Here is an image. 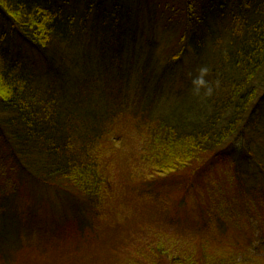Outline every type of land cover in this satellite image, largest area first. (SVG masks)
<instances>
[{"label": "trees", "instance_id": "obj_1", "mask_svg": "<svg viewBox=\"0 0 264 264\" xmlns=\"http://www.w3.org/2000/svg\"><path fill=\"white\" fill-rule=\"evenodd\" d=\"M85 1L83 20V17L74 16L71 12L64 16L52 6L51 0H0L1 235L6 231V225H3L11 211L4 205L6 197L32 199L36 196L33 192L40 188L34 185L39 184L52 190L78 219L81 217L80 210L70 206L66 197H69L70 189L82 195L92 220L88 221L89 224L78 222L79 232L81 236L88 234V246L101 241V232L106 233L108 221H100L115 212L117 206L115 182L119 156L112 157L108 164V155L113 156V152L120 148L119 144H125L128 135L137 138L138 133L147 135L141 140L142 152L138 156V170L135 171V168L134 173L144 176L142 187L148 192V182L162 181L175 175L181 178L201 177L215 164L235 165V158L226 152L227 144L253 125L264 102V19L243 29L237 26L233 17L234 24L230 23L234 28L231 46L219 45L222 49L219 48L213 58L208 47L212 68L208 70L205 86L203 104L206 107L199 112L197 122H187L192 130H188L186 125L176 127L163 119L143 118L135 124L127 123L129 107L124 101L125 96L132 93L129 79L134 68L132 64L122 67L121 61L126 52L129 55L131 48L134 56L140 54L143 48L138 45V37H132L124 29L129 12L120 5L129 0ZM214 1L202 0L211 5ZM107 4L114 14L104 12ZM128 5L131 3L128 2ZM198 6V0H186L180 19L172 27L183 20L187 27L201 24L204 13L200 17L197 15ZM223 9L219 11L223 13ZM89 18L92 19L90 24ZM148 18L153 17L148 15ZM213 21L209 20L199 28L196 38L198 51L205 48L199 40L204 35L202 28L209 29L214 35L215 28L209 27L210 23L217 28L220 25L219 18ZM76 36L87 37L95 43L91 47L101 52V65L95 66L89 59L80 62L75 57ZM143 37L146 38V35ZM148 40H145L148 45L143 51L154 54L157 49L154 42ZM8 41H20L39 58V62L37 59L14 57V52L6 46ZM186 42V34L183 33L167 50L163 72L166 74L161 79L183 62ZM80 45L83 47L82 41L77 46ZM108 48L114 52L110 60L104 55ZM198 51L195 54L198 55ZM146 66L143 65L139 71L141 83L150 85L151 82L142 77L148 75ZM110 73L111 90L108 89ZM159 79L160 75L156 78L157 84ZM162 87H158L159 95H162ZM206 108L210 112L208 115L207 111L204 112ZM123 126L137 131L134 134L124 132L121 130ZM240 155L246 156L264 177V158L254 157L245 151H241ZM240 155L238 153V157ZM190 221L189 231L196 237H202L200 249L193 250V247L174 241L170 236H160L156 240L142 241L146 250H135L134 245L131 246L133 249L131 251L130 247L127 250L128 259L122 264H246L239 262L238 258L245 255L251 257V249L221 245L217 240L209 239L207 227L193 224V217ZM3 240L0 239V243ZM83 247L85 245L72 249L70 258L76 264H96L94 255H81ZM106 250L104 259L108 264L110 255L108 248ZM46 253L50 254L48 250ZM110 259L111 264L122 262V257L115 255ZM19 261L16 258L13 262L20 264ZM250 264H264V258L255 257Z\"/></svg>", "mask_w": 264, "mask_h": 264}, {"label": "rangeland", "instance_id": "obj_2", "mask_svg": "<svg viewBox=\"0 0 264 264\" xmlns=\"http://www.w3.org/2000/svg\"><path fill=\"white\" fill-rule=\"evenodd\" d=\"M128 2L131 3L130 6ZM185 3L186 0H129L120 5L129 12L124 21V29L132 37H138V45L143 47L139 51L141 55H132L134 50L131 48L129 55L127 52L123 53L125 56L121 61L122 67L125 65L127 68L132 64L134 68L129 79L132 93L128 94V97L125 96L124 101L129 107L126 112L127 123L135 124L134 122L143 118L163 119L176 127L186 125L188 130H192L187 122H197L199 112L206 107L203 104L205 87L196 91L193 81L199 77L201 68H212L209 48L213 58L219 48L231 46L233 17L237 26L240 25L243 29L261 18L264 19V0H215L212 5L198 0L197 15L200 17L204 13V21L199 25L187 27L183 20L173 28L172 25L180 19ZM51 4L64 16L71 12L74 16L85 19V0H51ZM213 5L216 9L210 8ZM105 8L104 12L114 14L108 4ZM221 8H224L223 13L219 11ZM148 15L157 22L153 18L149 19ZM216 18H219L218 28L213 23H210L209 27H214L217 35L203 27L204 35L199 40L205 48L198 51L196 38L200 32L199 28L209 23V20L214 22ZM194 20L196 21L195 17ZM90 22L92 23L91 18L88 24ZM145 32L148 35L144 34ZM183 33L187 38L183 62L174 72L161 79L166 74L163 73L166 52ZM148 38L154 42L157 49L154 54H150L148 50L143 51L148 45L145 43ZM74 39L77 41L75 57L80 62L89 59L95 66L102 64L101 52L91 47L95 45L91 39L89 41L87 37L81 36ZM80 41L86 46H77ZM6 46L14 52L13 56L16 58L37 59L39 62V58L20 41H8ZM196 51L198 55L195 54ZM104 55L110 60L114 52L108 48ZM143 65H147L148 75L142 77L151 82L150 85L141 83L139 71ZM40 67L44 68L41 64ZM208 73L209 71L204 77L205 81ZM159 75L157 84L156 78ZM108 77V89L111 90V73ZM159 86H163L160 90L162 95L157 92ZM206 111L208 115L210 112L207 108L204 112ZM121 130L130 134L137 131L125 126ZM137 136L138 138L129 135L126 139L124 137L125 144H119L118 151L115 150L113 156L109 154V159L106 158L109 164L112 157L119 156L115 182L117 206L115 212L100 221H108L106 233L101 232V241L92 242L91 246H88V234L81 236L79 232L78 222L89 224L88 221L92 220V214L82 195L69 188V197H66L70 206L80 210L81 217L78 219L52 190L35 184L34 187L40 188L33 192L36 194L34 198L10 196L4 200V205L11 211L6 215L3 225H6V231L4 235L0 234V239H4L0 243V264L1 261L13 264L16 258L20 260V264H76L69 253L77 246L83 245L85 247L81 248V255H94L96 264H106L104 253L107 248L108 255L111 256H108V264H111L109 260L112 255L122 257V264L128 259L126 254L131 246L134 245L135 250H146L147 247L142 241H150V238L156 240L159 239L156 237L160 236H170L174 241L198 250L202 237H196L189 231L192 217L193 224L208 228L209 239L229 247L244 246L251 249L249 252L252 258L249 255L239 258L237 256L239 262L250 264L251 259L255 257L264 258V177L246 156L240 155L241 151H245L254 157L264 158V102L253 125L227 144L226 152L235 158L237 168L229 163L215 164L201 177L194 175L181 178L175 175L162 181L148 182V192L142 187L144 176H136L134 173L135 168V171L138 170V156L142 152L141 140L147 135L141 136V133H138ZM133 138L137 140L134 141ZM66 242L74 244L63 245ZM139 246L141 248L138 249ZM133 248L131 247V251ZM47 250L50 254L46 253ZM121 251V255L116 254ZM120 260L121 258L118 262Z\"/></svg>", "mask_w": 264, "mask_h": 264}, {"label": "clouds", "instance_id": "obj_3", "mask_svg": "<svg viewBox=\"0 0 264 264\" xmlns=\"http://www.w3.org/2000/svg\"><path fill=\"white\" fill-rule=\"evenodd\" d=\"M208 69L207 68H201L200 69V75L199 77H197L194 81L193 84L195 86L196 91H199L200 88L205 87L206 86V81L204 79L205 75L207 74ZM210 91V89H209Z\"/></svg>", "mask_w": 264, "mask_h": 264}]
</instances>
